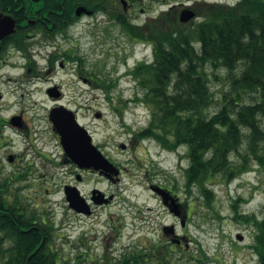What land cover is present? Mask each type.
<instances>
[{
	"label": "rangeland",
	"instance_id": "rangeland-1",
	"mask_svg": "<svg viewBox=\"0 0 264 264\" xmlns=\"http://www.w3.org/2000/svg\"><path fill=\"white\" fill-rule=\"evenodd\" d=\"M210 1L235 3L237 0ZM99 41L87 36L73 40L69 46L76 44L77 53L84 58L82 68L90 74L95 73L106 81V85H112L111 91L78 80L70 69L75 66L73 63L63 68L57 66L43 77L26 74L23 67L0 69V92L3 93L1 115L8 117L24 111L23 127L9 126L0 132V178L10 179L7 184L9 198L17 196L37 215L45 214L54 221L55 247L68 262L92 264L104 258L118 260L139 244L144 242L149 245L152 240L161 237L162 223L170 225L176 222L148 188L150 177L146 176V172L151 168L152 173L159 172L154 175L156 181L178 184L190 213L187 227L178 225L179 233L187 235L184 246L174 248V251L170 243L165 242V248L171 249L175 260L180 261L182 249H185L188 254L201 258V264H260L251 246L254 243L253 227L234 218L232 204L238 199L241 212L264 216V170L252 163L230 181L221 175L214 176L211 187L215 196L213 207L209 208L197 185L190 186L191 193L187 190L185 170L189 159L186 147L178 146L169 151L158 140H146L142 145L148 151H143L141 147L121 149L118 146L120 142H130L125 129H141L152 113L147 104L132 100L140 86L127 71L145 59L150 60L151 46L138 45L130 52L129 47L120 46L123 44L121 41L110 40L102 45ZM40 64L45 65V60L41 59ZM206 70L215 91L216 103L209 108L213 113L220 106L222 91L230 86L225 69L213 70L207 65ZM56 84L65 94L61 101L77 108L78 121L92 134L94 143L103 142V153L126 168L122 179L117 182L97 175L85 178L81 185L84 192L98 186L116 194L113 202L96 207L93 215L79 216L69 207L66 199L64 186L75 181L74 173L69 171L74 165L66 161L60 137L48 118V108L55 100L45 92L47 86ZM121 99L132 100L123 114H119L113 105ZM97 111L103 115L97 117ZM133 150L137 154L134 160ZM10 154L18 155L17 160L9 161ZM110 215L114 217V222L109 224L107 219ZM115 226L118 227L116 238L115 232L111 233ZM237 235H241L242 239H238ZM153 242L157 243L156 239ZM204 253L207 258H204ZM82 254L85 256L83 259ZM195 262L198 263L197 260Z\"/></svg>",
	"mask_w": 264,
	"mask_h": 264
},
{
	"label": "trees",
	"instance_id": "trees-1",
	"mask_svg": "<svg viewBox=\"0 0 264 264\" xmlns=\"http://www.w3.org/2000/svg\"><path fill=\"white\" fill-rule=\"evenodd\" d=\"M39 3L0 0V11L22 20L37 6L41 11L73 12L85 2ZM201 12L197 22L185 23L172 10H166L163 37L149 40L154 47L153 60H143L128 73L140 86L134 100L144 101L152 109L149 122L137 136H152L168 149L186 147L187 190L191 193L190 186L197 185L206 205L212 208L214 176L221 175L230 181L252 163L264 170V0H244L231 6L213 3ZM207 65L213 70L225 69L230 86L222 91L220 106L213 113L209 108L216 98ZM102 86L107 91L113 88L106 81H102ZM9 181L0 178V264H72L55 247L54 221L44 213L37 215L17 196L10 199ZM238 201L232 204L234 218L253 227L251 246L259 263L264 264V216L241 212ZM184 250L177 261L170 248L161 252L159 247L147 244L133 248L118 260L104 258L92 264L203 262Z\"/></svg>",
	"mask_w": 264,
	"mask_h": 264
},
{
	"label": "flooded vegetation",
	"instance_id": "flooded-vegetation-1",
	"mask_svg": "<svg viewBox=\"0 0 264 264\" xmlns=\"http://www.w3.org/2000/svg\"><path fill=\"white\" fill-rule=\"evenodd\" d=\"M244 0H237L235 3L222 2L227 5H236ZM40 2V1H39ZM39 2H33L39 5ZM85 3L79 4L86 7L81 14L77 15L76 9L73 12L69 10L58 9L52 12L41 11L40 7H36L34 12L26 14L21 20L18 17L11 16L15 19V30L3 36H0V69L1 68H16L23 67L26 74L33 73L36 76H44L45 73L52 72L57 66L60 68L67 67L68 64L73 63L75 66L70 67L78 80H82L84 83L94 86L95 88H102V80L95 73L90 74L86 72L82 67L84 65V58L76 50V44L74 47H70L69 43L73 40H79L81 37L91 36L98 39L101 45L106 41L123 42L120 46L128 48L133 52L138 45L148 44L150 38L156 37L160 39L164 35L165 18L164 12L166 10H172L180 17L183 10L188 9L195 14L191 20L197 22L203 15L201 10L208 7L213 3H221L210 0H84ZM1 13H5L0 11ZM55 17H54V16ZM185 22V23H187ZM128 44H127V43ZM126 50L125 52H127ZM126 58L127 55L123 54ZM45 60V65L40 64V60ZM131 70V69H127ZM55 87V89H51ZM46 94L52 97L55 102L48 108V118L52 124L53 130L60 137L59 132L55 129L54 123L51 120V110L54 107L64 105L69 109H73L78 118V110L75 107L61 99L65 96L59 84L54 86H47L45 89ZM3 97V93L0 92V99ZM132 102L131 99H125L117 103L116 106L119 114H123L125 108ZM118 106V107H117ZM23 112L20 111L14 113L8 117L0 118V132L6 127L16 126L23 127ZM103 114L101 111H97L96 116L101 117ZM141 129H125L130 136V142H120L119 147L121 149L132 150L140 148L143 151H148L142 144L146 140L151 142L155 138L152 136L138 137L137 133L142 131ZM0 136H2L0 134ZM160 144V143H159ZM96 145L102 150L103 142L96 143ZM132 147V148H131ZM165 149V147H163ZM174 149H169L173 151ZM131 153V152H130ZM133 158H137L135 151H132ZM107 154V153H106ZM12 155V154H10ZM9 155V156H10ZM14 155L16 161L18 155ZM117 168L114 171L103 170L102 168H96L95 166H80L74 162L66 153V161H71L74 165L69 171L74 173L75 181L68 182L64 186L66 199L68 205L79 216L93 215L97 210L96 207L109 204L114 201L115 193L103 190L98 186H93L90 191L84 192L81 185L85 182V178L89 175H97L104 178L107 181L117 182L122 179V175L126 168L119 162L111 157H108ZM151 168H148L146 176L148 178V188L156 195L162 207L168 211V213L176 220L175 223H171L173 230L170 228L165 229V222L161 224L160 231L161 237L155 238L156 242L152 240L149 246H157L160 251L165 249V242H169L171 249L183 247L187 239V235H181L179 233V224L186 228L190 221V213L187 209V203L182 199L180 191L178 190V184H164L160 181H156L154 175L159 172L152 173ZM27 174V173H25ZM30 174V172H29ZM78 190L81 196L84 198V203L81 201L79 205L72 206L67 198L68 190L69 194L72 190ZM95 189H99L101 192H94ZM189 205V204H188ZM114 222V217L109 216L107 222ZM184 221V224H182ZM35 223V221L33 222ZM32 226L31 228H33ZM30 228V229H31ZM117 226L112 228L111 233L115 232L114 238L118 235ZM24 230H30L28 227H24ZM180 234L183 240L180 243L173 241L175 236ZM169 237V238H167ZM138 241V238L136 239ZM147 245L141 243L137 247ZM82 254V259L84 258ZM91 260H93L91 258Z\"/></svg>",
	"mask_w": 264,
	"mask_h": 264
},
{
	"label": "water",
	"instance_id": "water-1",
	"mask_svg": "<svg viewBox=\"0 0 264 264\" xmlns=\"http://www.w3.org/2000/svg\"><path fill=\"white\" fill-rule=\"evenodd\" d=\"M39 2L40 0H32ZM86 7L79 5L76 9L77 15L81 14ZM194 12L185 9L181 12L180 19L182 21H188L194 16ZM15 19L10 14H0V36L13 32L15 30ZM55 89V87L51 88ZM51 120L54 123L55 129L61 136V143L65 149L66 154L80 166H95L96 168H102L103 170H116V166L102 153V151L93 143L92 135L89 130L79 123L76 118V114L73 110L60 105L54 107L51 110ZM9 160L13 161L14 156L10 155ZM101 192L99 189H95L94 192ZM67 198L70 204L76 208L81 201L84 203V198L80 192L72 190L69 194L68 190ZM184 224V221H183ZM170 228L173 230V226H165V229ZM238 239H242L241 235H237ZM174 242H181L182 238L179 236L173 239Z\"/></svg>",
	"mask_w": 264,
	"mask_h": 264
}]
</instances>
